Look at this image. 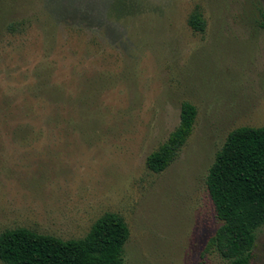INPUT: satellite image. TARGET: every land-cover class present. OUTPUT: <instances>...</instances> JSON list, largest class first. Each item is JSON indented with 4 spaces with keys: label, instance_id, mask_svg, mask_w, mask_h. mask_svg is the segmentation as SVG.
<instances>
[{
    "label": "rangeland",
    "instance_id": "374dc122",
    "mask_svg": "<svg viewBox=\"0 0 264 264\" xmlns=\"http://www.w3.org/2000/svg\"><path fill=\"white\" fill-rule=\"evenodd\" d=\"M184 102L194 131L154 173ZM241 127H264V0H0V234L81 239L115 213L127 264H225L207 179Z\"/></svg>",
    "mask_w": 264,
    "mask_h": 264
},
{
    "label": "trees",
    "instance_id": "16d2710c",
    "mask_svg": "<svg viewBox=\"0 0 264 264\" xmlns=\"http://www.w3.org/2000/svg\"><path fill=\"white\" fill-rule=\"evenodd\" d=\"M196 32L205 31L199 10L190 18ZM198 116L189 102L181 106L180 123L168 140L147 158L154 173L167 170L191 137ZM207 187L221 226L206 251L217 252L225 264H252L257 233L264 226V127H241L230 133L212 165ZM130 237L125 220L106 213L81 239L62 240L27 228L0 234L2 264H127Z\"/></svg>",
    "mask_w": 264,
    "mask_h": 264
}]
</instances>
